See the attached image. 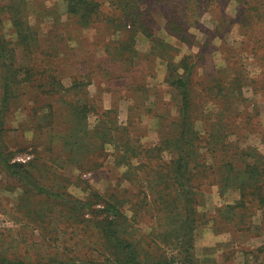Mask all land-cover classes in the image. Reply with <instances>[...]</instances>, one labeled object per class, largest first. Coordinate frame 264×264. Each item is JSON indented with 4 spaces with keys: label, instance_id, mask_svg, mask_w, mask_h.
I'll return each mask as SVG.
<instances>
[{
    "label": "rangeland",
    "instance_id": "rangeland-1",
    "mask_svg": "<svg viewBox=\"0 0 264 264\" xmlns=\"http://www.w3.org/2000/svg\"><path fill=\"white\" fill-rule=\"evenodd\" d=\"M241 1L140 0L142 9L149 6L143 11L147 17L145 27L160 41L154 45L153 39L140 31L133 43L138 53L134 63L127 64L119 61L122 57L117 49L122 43L119 41L127 39V31L114 33L111 29L80 26L71 29L65 0H0V30L13 50L17 66L27 61L17 39L20 26L22 31L26 25L37 31L32 57L42 56L39 50L50 41L45 38L47 32L57 34L64 29L76 39L82 35L78 44L69 41L77 46L74 51H64L62 42L55 41L65 52L59 63L63 84H70V76L78 73V66L86 67L84 75L88 69L91 71L90 76L83 78L93 80L86 90L96 112L92 109L85 120L76 118L77 125L92 128L101 119L100 112L111 109L109 119L117 118L119 126H128L129 133L119 131L124 138L129 134L140 152L130 157L133 164L128 167L113 143L103 141L104 133L92 136L75 130L72 134L73 118L55 113L48 107L50 96L39 94L41 88L47 89V81L41 87L35 77L29 83L17 80L5 105L0 66V141L9 159L27 164L24 170L33 176L26 180L8 177L0 166V251L4 256L32 264L69 259H75L76 264L86 259L107 262L115 255L106 238L105 228L110 220L107 218L112 213L106 208L114 204L122 215L115 220L114 228L123 240L137 246L140 259L150 263L158 256L174 257L172 264H179L178 260L187 254L181 245L187 201L177 181L164 182L154 176L155 170L164 172L163 162L177 156L183 96L167 76L174 67L177 73L183 72L180 60L188 59L195 72L194 85L190 86L194 130L203 141L199 168L193 170V181L200 185V190L193 192L194 257L197 264H264V211L248 201L244 209L239 203V190L220 185L219 168L228 157L223 152L209 156L203 147L209 124L224 119L231 126H238L237 132L229 136L232 148L256 146L264 152V139L259 133H264V44L259 49L260 59L250 52L253 40L261 38L264 42V22L255 17L251 25L243 27ZM16 11L24 21L19 27L11 20ZM167 16H175L173 19L183 23L184 31H169ZM231 18L237 19L230 22ZM246 29L253 34L251 39L243 35ZM178 32L185 34L186 40L179 39ZM106 44L112 53L105 51ZM152 44L155 51H151ZM96 56L109 57L111 63L104 61L105 65L97 69ZM226 62L232 69L243 66L248 76L241 87L242 97L234 93L231 103L225 97L213 99L212 93L204 89V80L208 79L205 75ZM20 73L22 77L26 72L22 68ZM119 75L124 79L114 77ZM185 75L187 79V71ZM251 77L255 79L253 84ZM203 113L205 120L199 119ZM246 117H251V122L244 128ZM218 137L209 139V145L210 141L222 140L220 133ZM168 138L172 140L170 144ZM157 144L161 150L152 151ZM204 158L210 159L209 163H202ZM233 159L241 166L237 157ZM148 181H157V185L152 188ZM168 183V190L158 191Z\"/></svg>",
    "mask_w": 264,
    "mask_h": 264
},
{
    "label": "trees",
    "instance_id": "trees-1",
    "mask_svg": "<svg viewBox=\"0 0 264 264\" xmlns=\"http://www.w3.org/2000/svg\"><path fill=\"white\" fill-rule=\"evenodd\" d=\"M244 1V2H243ZM66 2V13L68 15V20L71 21L68 25L72 28L75 27H97L98 29H111L112 32L116 33L118 31H127L128 36L125 40H120L117 49L120 50L118 52L119 56L122 57L119 59L122 63H134L135 55L138 51L134 47V39L137 34L141 31L145 34V36L153 39V44L157 41L156 38L152 36L149 27H145L147 23V17L144 16V12L149 10V6L147 8L142 9V5L140 4V0H65ZM107 3V6H105ZM197 5L199 3L196 2ZM242 16L243 23L241 24L243 27L251 25L252 21L255 20V17L260 18L264 22V15L261 14V11L264 9V1L263 0H242ZM105 7L108 10L105 11ZM2 5H0V24L2 23L1 11ZM144 11V12H143ZM168 15V14H167ZM22 16V15H21ZM240 16V15H239ZM175 16H167V24L169 31H184V24L179 22L178 19H173ZM226 17V14L222 15V19ZM238 18V17H237ZM237 18H231L230 22H234ZM11 20L14 25L20 26L22 23V18H20L19 12L16 11L15 15L11 14ZM22 20V21H21ZM24 23V21H23ZM264 25V24H263ZM262 25V26H263ZM261 26V27H262ZM21 27V26H20ZM19 27V32H17V39L21 43V48L24 50V54L27 55V61L24 62L23 65L17 66L16 60L13 58V50L8 46V41L2 35L0 30V66L3 68L2 74V95L3 101L5 105L9 102V94L11 92L12 86L19 82H32L33 78L39 79V85L41 87L48 86L46 88H41V92L39 93L41 96L49 95V103L48 107L52 109L54 112L58 111L60 115L68 114L69 117L73 118V127L72 134H75V130L79 133L87 132V134H99L104 133L103 141H111L113 146L119 151L121 157L126 159V166H132L133 162L130 161V157H134L140 152L137 151V147L131 140L129 134L124 138L122 136V132L119 130H125L124 132L129 133L128 126H119L115 120L109 119V113H111V109L103 110L100 112V120H98L97 124H94L92 128H89V125H77V120L87 118L88 113L91 110L96 112V107L93 103H90L92 100L90 98L89 93L87 92V86L93 81L92 78H89L90 81L84 80L83 77H88L91 75V71L88 69L85 75L83 72L86 70V67L80 66L77 67L78 73L75 75H71L70 84L66 85L62 83V75H61V67H60V57L63 52L61 48H59V44L56 42H62L64 47V51H74L77 49V46H73L69 41L75 40L78 42L82 39V35L76 38H71L70 35H67L66 30L59 31L57 34H48L45 35L46 40H50L48 45L45 47H41L39 50V54L42 56L32 57L31 54H34V49L32 48V41L35 40L36 36H38L37 31H34L32 27L29 25L24 26V30ZM171 27V28H170ZM184 27V28H183ZM218 28V27H217ZM188 29V27H187ZM149 31V32H148ZM176 33L177 37L181 40H186L185 34ZM84 35V34H83ZM219 35L220 32H219ZM243 35L247 39H251L253 34L248 33V30L243 31ZM50 36V37H49ZM220 37V36H219ZM222 37V36H221ZM34 38V39H32ZM187 34V42H190ZM54 40V41H53ZM79 40V41H78ZM158 40L157 42H159ZM253 46L251 47L250 52L253 54L252 57L262 56L259 49L263 46L264 42L261 38H256L253 40ZM162 42V41H161ZM151 45V51H155L156 46ZM110 45H104V49L107 53H112L110 51ZM15 51V50H14ZM189 56H187L188 58ZM89 60V59H88ZM97 69L101 68V66L105 65L104 61L110 62L109 57H100L96 56ZM85 60L81 62L84 64ZM114 62V61H112ZM109 66V64H106ZM179 65H181L183 72H176V68L168 73L167 80H170L171 85H177L180 88L181 94L183 96V104L180 112L182 115L180 116L181 121H178L179 125V133L176 139L177 156H172L167 163L163 162L164 172L163 170H155L156 178L164 180V182L177 181L179 183L178 188L179 191L184 192L185 200L187 201V218L183 221L184 234L182 235L183 240L181 241V245L183 250L187 252L184 257L180 258L179 264H197L196 259L194 257L193 249H192V239L193 233L196 225V211L194 206L193 192L194 190H200V185L197 182L193 181V173L194 169L199 168V148L202 147L200 140V135L198 131L194 130V115L192 114V106L194 105L193 98L190 95V86L194 85L193 76L195 74L194 65H191L186 60H180ZM196 66V65H195ZM131 67V66H130ZM24 69V76L19 77L21 75L20 70ZM180 68V67H179ZM243 66L241 68H231L228 62L225 63L224 66L219 67L213 73L207 74L208 79L204 80V89L209 93H212L213 99L225 97L227 102L231 103L234 100V93L238 92L241 96V87L246 83L247 77L245 76L247 73L244 70ZM94 72V70H92ZM187 71V79L185 72ZM190 75V76H188ZM117 78H123L125 76H114ZM250 83L253 82L254 78H249ZM47 83L43 86L42 83ZM33 84V83H30ZM253 84V83H251ZM255 89L256 87L253 86ZM256 90V89H255ZM253 90V91H255ZM59 94V95H58ZM55 95V96H53ZM57 100H55V98ZM242 97V96H241ZM54 98V99H53ZM57 105V107H56ZM220 107V106H219ZM187 110V111H186ZM52 112V113H54ZM56 113V112H55ZM156 116V115H155ZM204 113L202 114V118L206 119ZM239 118L241 116L237 115ZM198 118V117H197ZM85 120V119H84ZM251 122V117H246V119L242 122L244 124V128H246L247 123ZM231 122H225L224 119H216L212 121V124H209L210 127L207 130V137L204 140V148H207V155L211 156L215 153L223 152L228 157V160L222 162L220 165L219 171H221V184L223 186L231 187L232 189H238L241 196L242 207L246 209V202L248 201L250 204L255 205L258 209L264 211V152H262L256 146H244V147H233L229 141V136L237 132L238 126H231ZM241 124V121H240ZM123 127V128H122ZM218 127V128H217ZM250 129V128H248ZM187 131V138L185 137V132ZM249 133H253V130H248ZM116 133V134H115ZM219 133L221 134V139L218 142L212 143L210 141V145L208 143L209 139L214 141L219 138ZM261 137L264 139V133L259 132ZM71 134V133H70ZM129 135V136H128ZM1 136V129H0ZM172 137V136H171ZM174 137V136H173ZM171 138H168L167 143H171ZM137 143V141L135 140ZM231 145V146H230ZM187 146V147H186ZM165 149L168 147L163 146ZM161 150V147L155 145L152 148L153 150ZM234 150V151H233ZM229 155V156H228ZM68 156V155H67ZM231 157L236 158L241 163V166L234 162V159L231 160ZM208 158H204L202 163H206ZM198 161V162H195ZM193 162V166L191 165ZM198 163V164H197ZM0 166L2 170L6 173L8 177H18L20 180H26L28 177H33L31 174L29 175L27 170H24L27 167V164L24 162L11 161L9 156L5 154L2 143L0 141ZM142 167L145 164H141ZM187 174V177H186ZM172 175V176H171ZM37 179V178H36ZM152 181V180H151ZM151 181H148L151 183ZM152 188L157 185V181L151 183ZM168 186H163L162 189L158 190L160 192H165L169 189L170 184ZM150 187V185H149ZM44 191L43 188H39ZM187 194V196H186ZM110 208L112 210L111 218L107 222L105 232L106 238L110 241L109 243L114 248L112 252L114 257L110 258L107 262H97L91 259L80 260L77 264H172L175 261L174 257H162L158 256L150 263H146L142 259L139 258L138 248L130 241H125L119 235V230L114 228V222L121 215V210L117 208L114 204H110L106 209ZM181 214V213H180ZM184 214V213H183ZM181 214V215H183ZM184 216V215H183ZM183 216L181 219L183 220ZM187 220V221H186ZM183 256V255H182ZM0 264H32L27 263L23 260H13L2 254L0 251ZM44 264H76L75 259L69 260H61L52 263H44Z\"/></svg>",
    "mask_w": 264,
    "mask_h": 264
},
{
    "label": "crops",
    "instance_id": "crops-1",
    "mask_svg": "<svg viewBox=\"0 0 264 264\" xmlns=\"http://www.w3.org/2000/svg\"><path fill=\"white\" fill-rule=\"evenodd\" d=\"M88 86H90V85H88Z\"/></svg>",
    "mask_w": 264,
    "mask_h": 264
}]
</instances>
